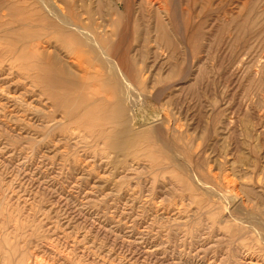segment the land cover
I'll return each mask as SVG.
<instances>
[{"label":"rangeland","instance_id":"obj_1","mask_svg":"<svg viewBox=\"0 0 264 264\" xmlns=\"http://www.w3.org/2000/svg\"><path fill=\"white\" fill-rule=\"evenodd\" d=\"M22 2L0 0V261L264 264V0H82L130 87ZM38 46L82 85L41 83Z\"/></svg>","mask_w":264,"mask_h":264},{"label":"bare ground","instance_id":"obj_2","mask_svg":"<svg viewBox=\"0 0 264 264\" xmlns=\"http://www.w3.org/2000/svg\"><path fill=\"white\" fill-rule=\"evenodd\" d=\"M2 1V0H1ZM23 1L22 4H26L25 7H27L28 9L31 8L32 10H36L35 14H32L34 16L39 17L38 19L40 21H42V29L44 31H46L47 36H56L55 38L61 42V43H72L77 45V47L79 48L82 45H87L89 48V51L96 54V57H102V55L104 57L107 58V68L108 70L111 71H115L118 73V76L120 77V81L124 84L126 83L128 85V87H130V85H133V82L129 79V75L126 73V71H124L121 67V61L123 59V56L119 55L118 57V53L113 54L111 52V48L109 47V45L111 44H106L103 45L101 42L102 40L99 38V34H98V29L97 27H95L98 23L95 22V19L93 18H85L86 14L83 11V5H82V0H21ZM103 3H106L105 0H103ZM136 1V0H135ZM155 1V0H154ZM110 2V1H109ZM112 2V0H111ZM108 3V2H107ZM121 4V3H120ZM116 5V4H115ZM161 5V4H160ZM119 3H118V7H119ZM105 7V6H104ZM25 9V8H24ZM30 9V10H31ZM112 9V8H111ZM155 11V10H154ZM87 12V11H85ZM4 13V12H3ZM6 13V12H5ZM113 13V11H112ZM85 14V15H84ZM115 12H114V16L115 17ZM31 15V16H32ZM85 16V17H84ZM128 16V15H127ZM117 17V16H116ZM118 18V17H117ZM160 18V17H159ZM103 19V18H102ZM105 20V19H103ZM4 22V21H3ZM101 22V21H100ZM105 22V21H104ZM164 24H166L164 22ZM163 24V26H164ZM108 25V24H107ZM39 26V25H38ZM40 27V26H39ZM108 28V27H107ZM165 29V28H164ZM102 30V27H101ZM111 30V29H110ZM115 30V29H114ZM39 31V30H38ZM109 31V30H108ZM163 32V31H162ZM43 33V32H42ZM41 33V35H43ZM102 33V31H101ZM168 33V32H167ZM37 34V33H36ZM45 35V33H44ZM103 35V34H102ZM169 35V34H168ZM38 36V35H37ZM46 36V35H45ZM46 36V37H47ZM108 35H106L105 37L107 38ZM40 38V37H39ZM38 38V39H39ZM44 37H42L43 39ZM37 40V39H36ZM114 40V39H113ZM40 41V39L38 40ZM42 41V40H41ZM104 41V40H103ZM107 41V40H106ZM109 41H112L111 39ZM167 41V39H166ZM113 42V41H112ZM48 43V42H47ZM54 44V43H52ZM167 44V43H166ZM55 45V44H54ZM171 45V44H170ZM45 47H47L46 45H44ZM49 46V45H48ZM57 46V45H56ZM55 46V47H56ZM43 47V46H42ZM42 47L38 46V50H37V63H39V75L37 74L39 80L41 81V83H56L58 84L59 82L66 85L67 86H75L76 84H79V79L77 77H74L71 73H70V68L68 66H65V64H60L58 62V60L60 59V52H58V50L56 49L55 53L52 54L50 53L48 50H44L42 49ZM66 47V46H64ZM71 47V46H70ZM33 48V47H32ZM35 48V47H34ZM57 48V47H56ZM69 48V47H68ZM115 48V47H114ZM81 49V48H80ZM125 49V48H124ZM77 50V49H76ZM79 50V49H78ZM75 51V52H78ZM119 50V49H118ZM122 50V49H121ZM120 50V51H121ZM67 51V50H66ZM74 51V50H72ZM80 51V50H79ZM113 51V50H112ZM119 51V52H120ZM126 51V50H124ZM82 52V51H80ZM116 52V51H115ZM76 54V53H75ZM86 54V53H85ZM120 54V53H119ZM124 54V52H123ZM33 57V55H31ZM31 56H29L31 58ZM74 57V56H73ZM93 57V56H92ZM95 57V58H96ZM126 57V56H125ZM124 57V59H125ZM105 58V59H106ZM35 60V59H34ZM79 60V59H78ZM36 61V60H35ZM75 61V60H74ZM80 61V60H79ZM102 61V60H101ZM126 61V60H125ZM73 62V61H72ZM75 63H77L75 61ZM85 63V62H84ZM84 63H80L81 65ZM102 63V62H101ZM127 63V62H126ZM125 63V64H126ZM133 63V61H132ZM86 64V63H85ZM92 64L93 60H92ZM123 64V62H122ZM130 64V61H129ZM79 65V66H81ZM88 65V64H87ZM97 65V63H96ZM124 65V64H123ZM122 65V66H123ZM128 65V64H126ZM92 66V65H90ZM89 66V67H90ZM95 65H93L94 67ZM101 66V65H100ZM100 66L98 69H100ZM134 66V64H133ZM86 67V68H89ZM105 67V66H104ZM128 67V66H127ZM134 68V67H133ZM97 69V68H96ZM129 69V68H128ZM101 70V69H100ZM136 70V69H135ZM89 71V69H88ZM99 71V70H98ZM105 71V69H104ZM133 71V70H132ZM114 72V74H115ZM112 73V72H111ZM129 73V72H128ZM88 74V75H87ZM98 72H95L96 76L98 75ZM86 76H94V74H91L90 72L85 74ZM84 75V76H85ZM104 75V74H103ZM78 76V75H76ZM106 76V73H105ZM80 77V76H79ZM82 77V76H81ZM136 77V76H134ZM133 77V78H134ZM104 78V77H103ZM102 78V79H103ZM105 79V78H104ZM118 79V78H117ZM116 79V80H117ZM106 80L108 83L111 84L110 88L112 87V85L114 86L116 84V80L114 77H112L111 75L106 76ZM84 81V85L85 80ZM114 81L115 84L113 83ZM134 81V80H133ZM119 82V81H118ZM117 82V83H118ZM82 85V83H80ZM106 84V82H105ZM109 84V85H110ZM80 85V86H81ZM107 85V84H106ZM77 87V86H76ZM116 87V86H115ZM133 87V86H132ZM69 88V87H68ZM112 89V88H111ZM117 89V87H116ZM131 89V88H130ZM69 90V89H67ZM70 90H72L70 88ZM136 92V91H135ZM111 93V92H110ZM44 94V93H43ZM116 94V93H115ZM135 94V93H134ZM137 96V95H136ZM148 97V96H147ZM114 98L116 101L113 102H103V106H105V113H103L104 115H107L110 113L109 116L113 117L115 120V124L113 126H111L110 128H108L107 130H109V133L112 134V137L114 138V144L117 146L116 148H120V147H127L128 144L130 143L129 139L132 136L130 133H132L131 131L133 130L132 127H129V123L131 122L130 118L133 117L131 115V117H128V110L129 108L126 110L125 107L128 106H123V101L119 100V98L114 95ZM140 99V98H139ZM125 104V103H124ZM128 105V104H127ZM131 107V106H130ZM140 109V108H139ZM136 110V109H135ZM130 111V110H129ZM134 112V111H133ZM134 114V113H133ZM135 117V116H134ZM165 119V118H164ZM159 120V119H158ZM157 120V121H158ZM125 123V128L124 129H120L118 128L119 125L122 123ZM143 121V120H142ZM160 121V120H159ZM149 122V121H148ZM152 122V121H151ZM149 122V123H151ZM148 124V123H147ZM156 126V125H155ZM160 126V123H159ZM123 127V125L121 126ZM172 129V128H171ZM169 129V130H171ZM170 132V131H169ZM174 158V157H173ZM171 159V157H170ZM175 159V158H174ZM177 162V161H176ZM180 164V163H179ZM182 165V164H181ZM181 167V166H180ZM188 167V166H187ZM192 175V174H191ZM194 176V173H193ZM193 180V177H192ZM201 180V179H200ZM201 182V181H200ZM198 183V182H197ZM231 183V182H230ZM229 183V184H230ZM232 185V184H231ZM230 185V186H231ZM202 186V185H201ZM229 187V186H228ZM204 188V186H203ZM231 188V187H230ZM232 189V188H231ZM230 189V190H231ZM234 190V189H233ZM214 192V191H213ZM208 193V192H207ZM231 193V192H230ZM214 194V193H213ZM212 194V195H213ZM228 194V193H225ZM233 194V193H232ZM210 196V195H209ZM223 196V195H222ZM227 196V195H226ZM229 196V195H228ZM224 197V196H223ZM230 197V196H229ZM228 198V197H227ZM241 198V197H240ZM232 201V200H231ZM238 205V204H237ZM54 243V242H53ZM24 246V245H23ZM21 249V248H20ZM18 248V260L16 262H11V261H7L6 258H4V262L0 261V264H50L47 263L46 261L42 260L41 258L38 257H34V258H29L27 257V255H25V253L23 251H21ZM59 249V248H58ZM28 250V249H27ZM38 251V250H37ZM28 254V252H27ZM57 254V253H56ZM37 255V254H36ZM53 255V254H52ZM68 255V254H66ZM10 259V257L8 258ZM250 263V262H248Z\"/></svg>","mask_w":264,"mask_h":264}]
</instances>
